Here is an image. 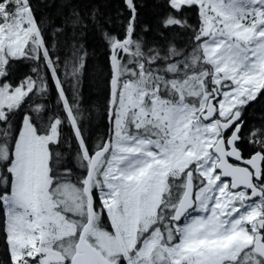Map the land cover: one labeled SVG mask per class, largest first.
Returning <instances> with one entry per match:
<instances>
[{
	"label": "snow or ice",
	"instance_id": "6c2138e0",
	"mask_svg": "<svg viewBox=\"0 0 264 264\" xmlns=\"http://www.w3.org/2000/svg\"><path fill=\"white\" fill-rule=\"evenodd\" d=\"M122 3L0 0V264H264V0Z\"/></svg>",
	"mask_w": 264,
	"mask_h": 264
},
{
	"label": "trees",
	"instance_id": "16d2710c",
	"mask_svg": "<svg viewBox=\"0 0 264 264\" xmlns=\"http://www.w3.org/2000/svg\"><path fill=\"white\" fill-rule=\"evenodd\" d=\"M89 0H84L88 3ZM146 6L141 10L144 19H151L155 11L152 0H144ZM104 8L107 12L115 14L117 10H123L122 0H104ZM89 57L86 63V70L82 80L83 106L90 109L92 118L88 124L89 134L92 140L101 136L106 131L107 121L105 115V103L107 90L104 85V76L107 73L106 50L98 37L90 35L87 44ZM28 71V65H19V74ZM54 98V93H53ZM264 117V100L253 104L246 113L245 119L249 127L260 123ZM66 133L69 131L65 129ZM0 259H6L2 236H0Z\"/></svg>",
	"mask_w": 264,
	"mask_h": 264
}]
</instances>
